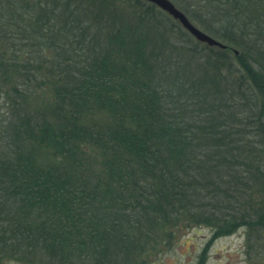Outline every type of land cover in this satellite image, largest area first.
I'll return each instance as SVG.
<instances>
[{"label":"trees","instance_id":"16d2710c","mask_svg":"<svg viewBox=\"0 0 264 264\" xmlns=\"http://www.w3.org/2000/svg\"><path fill=\"white\" fill-rule=\"evenodd\" d=\"M170 1L225 48L144 0H0V259L132 264L187 214L264 232V119L235 140L215 101L235 50L264 91V0Z\"/></svg>","mask_w":264,"mask_h":264},{"label":"rangeland","instance_id":"374dc122","mask_svg":"<svg viewBox=\"0 0 264 264\" xmlns=\"http://www.w3.org/2000/svg\"><path fill=\"white\" fill-rule=\"evenodd\" d=\"M184 1L192 4L194 2L201 4L199 0ZM192 9L193 11L195 10L194 12L198 16L206 17L202 8L195 6ZM125 10L129 9L125 8ZM197 28L201 30L199 27ZM185 37L194 48L200 50L202 54L206 53V50L194 38L188 34ZM230 53L225 55L226 60L229 62L228 65H230L227 67L230 70L221 71V77L218 78L219 83L226 89L225 94H217L215 101L224 111L229 112V120L231 121H228V125L223 131L232 132L231 136L235 140H238L239 137L236 133H243L242 129L252 132V124L248 122L250 118L249 112L257 111L259 117L264 119V91H258V88L255 86L249 85V80L245 78L238 68L239 63L236 58L239 54L238 51L235 50L234 53ZM202 54H196L192 58L188 57L189 60L187 62H182L180 52L173 53L171 57L175 61L176 59L180 61L178 65L184 64L192 73L197 74L194 72V68L201 66L200 60ZM261 54L264 56V51L261 50ZM253 67L254 70L257 69L256 65H253ZM235 71L237 73H234ZM242 85L249 87V93L254 99L255 105L248 103L245 96L241 94L240 87ZM194 111V108L190 109L188 107V110L185 112L186 117L193 116ZM246 111H249L248 114ZM244 120H247V125H244ZM241 136L244 137V135ZM249 138L252 141L254 140L252 136ZM202 210H204L202 211L204 215H210L207 208H202ZM188 215L179 216L174 220V223L171 222L173 223L172 225L160 227L156 233L159 241H161L159 245L154 250H150L147 254L142 255L140 260H136L132 264H264V253L260 250L261 243L264 240V232L258 233L255 231L252 233L247 228L238 226L230 234L216 235V230L211 225H187L183 223L182 221L188 218ZM0 264L27 263L14 259H0Z\"/></svg>","mask_w":264,"mask_h":264},{"label":"water","instance_id":"95a60500","mask_svg":"<svg viewBox=\"0 0 264 264\" xmlns=\"http://www.w3.org/2000/svg\"><path fill=\"white\" fill-rule=\"evenodd\" d=\"M144 1L153 4L154 6L165 12L167 15H169L172 19L177 21L179 25L196 41L206 44L209 47H217L220 49L225 48V46L221 42L217 41L216 39L212 38L211 36L199 30L196 26H194L185 16V14L178 10L170 0Z\"/></svg>","mask_w":264,"mask_h":264}]
</instances>
